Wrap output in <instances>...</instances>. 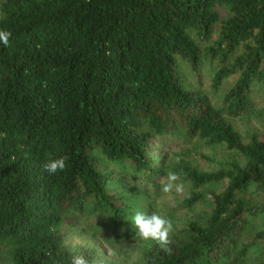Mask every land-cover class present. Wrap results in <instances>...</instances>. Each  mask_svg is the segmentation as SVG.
Returning <instances> with one entry per match:
<instances>
[{
    "label": "trees",
    "instance_id": "trees-1",
    "mask_svg": "<svg viewBox=\"0 0 264 264\" xmlns=\"http://www.w3.org/2000/svg\"><path fill=\"white\" fill-rule=\"evenodd\" d=\"M0 30L11 32L0 43L8 264H97L62 231L85 211L122 252L144 241L131 221L148 212L132 196L169 172L153 149L172 136L236 156L207 170L181 164L191 188L182 203L202 214L167 251L145 241L136 264H264V125L245 137L234 121L264 90V0H4ZM205 64L210 84L195 87L182 67L199 77ZM59 157L64 170L47 173Z\"/></svg>",
    "mask_w": 264,
    "mask_h": 264
},
{
    "label": "rangeland",
    "instance_id": "rangeland-1",
    "mask_svg": "<svg viewBox=\"0 0 264 264\" xmlns=\"http://www.w3.org/2000/svg\"><path fill=\"white\" fill-rule=\"evenodd\" d=\"M3 1L0 0V7ZM182 71L185 78L195 87L200 80L207 86L210 84L211 71L208 64L202 66L199 77L185 67H182ZM233 81V78L226 81L219 93L229 88ZM255 104L257 109L253 114L251 112L247 117L234 120L245 137L264 125V90L255 97ZM155 144L157 147L153 149V152L159 156H165L166 169L169 168V171L174 172L178 179L169 192H164L162 182H166L167 173H165L156 185L135 188V194L133 193L135 196H132V199H135L139 208L146 210L149 214L156 213L169 220L172 224L169 236L176 235L177 230L183 229L187 222L202 214V207L199 204L189 207L182 203V200L189 196L191 188L190 182L181 172V164L187 162L201 169H213L216 163L233 159L236 154L223 146H214L204 140H185L178 136H172L163 143ZM62 231L66 245L73 252L94 251L97 255V264H136L140 262L142 249L146 244L145 241H139L132 245L129 252H122L112 242L107 225L101 217L92 216L87 211L78 213L75 226H65ZM9 261V255L5 251H0V264H8Z\"/></svg>",
    "mask_w": 264,
    "mask_h": 264
},
{
    "label": "clouds",
    "instance_id": "clouds-1",
    "mask_svg": "<svg viewBox=\"0 0 264 264\" xmlns=\"http://www.w3.org/2000/svg\"><path fill=\"white\" fill-rule=\"evenodd\" d=\"M11 32L0 30V43L7 44ZM66 167V158L59 157L55 159L46 160L43 164L44 170L49 174H56L58 171H63ZM178 179L174 172L169 171L166 176V182H162V190L169 192ZM177 191L179 188L177 187ZM132 224L137 229V235L144 241H152L159 245L164 250L168 249L169 233L172 224L169 220L156 213H146L138 211L132 217ZM72 264H87V260L83 256H74Z\"/></svg>",
    "mask_w": 264,
    "mask_h": 264
}]
</instances>
